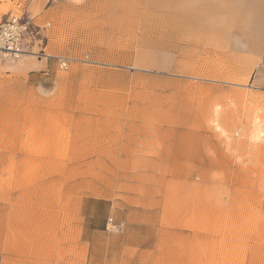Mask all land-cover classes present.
Masks as SVG:
<instances>
[{
	"label": "rangeland",
	"instance_id": "1",
	"mask_svg": "<svg viewBox=\"0 0 264 264\" xmlns=\"http://www.w3.org/2000/svg\"><path fill=\"white\" fill-rule=\"evenodd\" d=\"M11 14L29 30L0 51V264H264V0Z\"/></svg>",
	"mask_w": 264,
	"mask_h": 264
},
{
	"label": "built area",
	"instance_id": "2",
	"mask_svg": "<svg viewBox=\"0 0 264 264\" xmlns=\"http://www.w3.org/2000/svg\"><path fill=\"white\" fill-rule=\"evenodd\" d=\"M28 30V22L16 15L11 14L0 21V51L18 56L22 52L21 47ZM107 224L111 230L118 228L112 223L111 218Z\"/></svg>",
	"mask_w": 264,
	"mask_h": 264
}]
</instances>
